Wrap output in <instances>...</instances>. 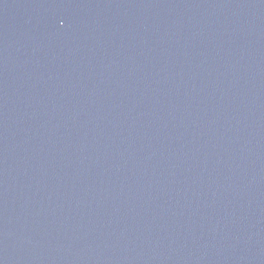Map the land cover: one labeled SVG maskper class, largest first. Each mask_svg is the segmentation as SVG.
I'll return each instance as SVG.
<instances>
[{
    "label": "water",
    "instance_id": "water-1",
    "mask_svg": "<svg viewBox=\"0 0 264 264\" xmlns=\"http://www.w3.org/2000/svg\"><path fill=\"white\" fill-rule=\"evenodd\" d=\"M0 264H264V0H0Z\"/></svg>",
    "mask_w": 264,
    "mask_h": 264
}]
</instances>
